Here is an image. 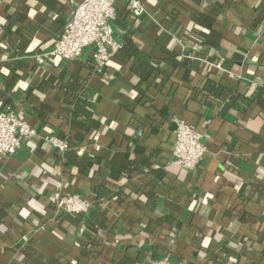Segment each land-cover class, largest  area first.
<instances>
[{
  "label": "crops",
  "instance_id": "0c3cea01",
  "mask_svg": "<svg viewBox=\"0 0 264 264\" xmlns=\"http://www.w3.org/2000/svg\"><path fill=\"white\" fill-rule=\"evenodd\" d=\"M81 1L0 0V109L41 135L0 157V264H264V109L225 110L206 90L264 87V0H143L140 21L115 0L114 35L149 57L142 74L120 50L96 71L92 46L39 64ZM72 77L93 100L84 122L72 114ZM179 120L207 147L193 170L171 162ZM52 135L71 143L76 164ZM66 191L93 208L58 212Z\"/></svg>",
  "mask_w": 264,
  "mask_h": 264
},
{
  "label": "built area",
  "instance_id": "2783aa9c",
  "mask_svg": "<svg viewBox=\"0 0 264 264\" xmlns=\"http://www.w3.org/2000/svg\"><path fill=\"white\" fill-rule=\"evenodd\" d=\"M128 13L140 21L147 13L143 0H129ZM118 17L115 0H82L72 10L71 16L55 40L51 49L36 53L34 58L44 64L59 57L64 60L79 59L86 48L92 46V61L96 71L103 70L113 55L123 44L116 39L113 21ZM212 65V64H211ZM213 66L221 67L220 63ZM173 159L177 166L193 170L205 157L207 147L201 141V134L186 121H176ZM41 137L37 127L30 125L11 107L0 109V157L13 155L25 140ZM44 139L52 144L56 152L65 157L71 149V143L57 136ZM58 212L72 216L88 213L94 203L83 198L79 193H58L55 200ZM28 240V238H25ZM138 264H174L169 257L146 259Z\"/></svg>",
  "mask_w": 264,
  "mask_h": 264
},
{
  "label": "trees",
  "instance_id": "16d2710c",
  "mask_svg": "<svg viewBox=\"0 0 264 264\" xmlns=\"http://www.w3.org/2000/svg\"><path fill=\"white\" fill-rule=\"evenodd\" d=\"M119 57L126 59L135 57L141 61L139 74H142L146 68L150 66L149 57L143 53V51L135 44L134 40L130 37L125 38V43L117 54ZM175 63H178L175 61ZM85 88V89H84ZM68 90L73 92L74 108L72 111L73 116L79 117L83 122L93 115V100L87 97L86 86L81 83V80L77 77H72L68 83ZM206 90L208 92L220 97L225 105L224 109L237 108L240 110H246L252 103L259 105L264 109V87H257L256 90L250 95L233 94L232 91L219 86L214 82L206 83ZM84 124V123H83ZM66 157L73 164H76V157L69 152L66 153Z\"/></svg>",
  "mask_w": 264,
  "mask_h": 264
}]
</instances>
